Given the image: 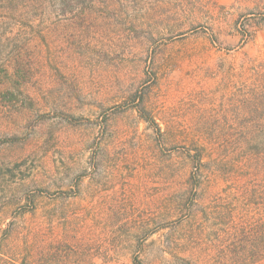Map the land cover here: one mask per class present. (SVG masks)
<instances>
[{"label":"rangeland","instance_id":"374dc122","mask_svg":"<svg viewBox=\"0 0 264 264\" xmlns=\"http://www.w3.org/2000/svg\"><path fill=\"white\" fill-rule=\"evenodd\" d=\"M14 219L46 240L69 224L91 264L261 244L264 0H5L0 230Z\"/></svg>","mask_w":264,"mask_h":264},{"label":"trees","instance_id":"16d2710c","mask_svg":"<svg viewBox=\"0 0 264 264\" xmlns=\"http://www.w3.org/2000/svg\"><path fill=\"white\" fill-rule=\"evenodd\" d=\"M3 4H5V0H0V6ZM21 7L20 3L19 6H15L10 10L18 13ZM2 97L6 101H12L10 99L14 98L12 93H5ZM199 163L200 165L196 168V171L198 174H201L204 170L202 158L199 159ZM194 202H197V200ZM189 211H192V209L190 208L185 212L186 218H191V215L193 216L191 213L188 215ZM64 213V215L62 214L64 220H69L72 210H66ZM43 229L41 228L40 231L41 238L36 226L29 229L27 233L22 234L17 220L10 221L7 227L0 230V264H91L83 262L82 254L85 251L84 247L80 242H74L72 240L69 224L66 225V229L69 232L64 238L55 236L53 239L48 238L46 240L42 237ZM49 230H52V228H49ZM248 231L244 232V237L239 238H245L246 235H251V230ZM257 235L261 239V244L254 242L252 247H248L241 242H231L225 246H219L218 252L220 253V258L218 264H245V257L248 258L250 256L254 259L251 264H264V230L257 232ZM40 242L42 243L40 244ZM183 246L184 242L182 240L181 243L170 244L169 247L180 249L178 247L184 248ZM183 253L188 264H194V262L200 263L194 250L187 249ZM135 264L143 263H139L136 260Z\"/></svg>","mask_w":264,"mask_h":264}]
</instances>
